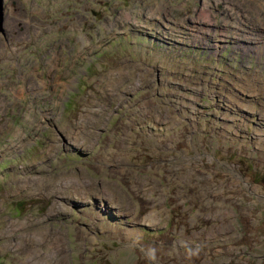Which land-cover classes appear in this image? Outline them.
Wrapping results in <instances>:
<instances>
[{"label":"rangeland","instance_id":"rangeland-1","mask_svg":"<svg viewBox=\"0 0 264 264\" xmlns=\"http://www.w3.org/2000/svg\"><path fill=\"white\" fill-rule=\"evenodd\" d=\"M12 2L0 264H264V0Z\"/></svg>","mask_w":264,"mask_h":264},{"label":"bare ground","instance_id":"bare-ground-1","mask_svg":"<svg viewBox=\"0 0 264 264\" xmlns=\"http://www.w3.org/2000/svg\"><path fill=\"white\" fill-rule=\"evenodd\" d=\"M260 2V1H259ZM6 3H7V0H6ZM13 3L14 2H12V3H9V4H7V5H9V6H11L12 7V5H13ZM3 4H4V12H5V0H3ZM17 5H18V2H17ZM19 6V5H18ZM2 29H3V26H2ZM0 35L2 36V31H1V29H0ZM186 35V34H185ZM189 35V34H188ZM191 35V34H190ZM208 35H209V37H212V36H210V34L208 33ZM0 36V43L1 44H5L3 47H6V48H9V47H11V42H16V41H14V40H10V41H6L4 38H2ZM20 37H21V34H20ZM19 37V38H20ZM186 37V36H185ZM239 39V38H238ZM4 41V42H3ZM193 41H194V39H193ZM0 59H1V55H0ZM2 60V59H1ZM205 61V60H204ZM212 64V63H211ZM216 67V66H215ZM215 67H213V68H215ZM240 71V70H239ZM256 71V70H255ZM232 74V73H231ZM248 74V73H247ZM231 76V75H230ZM253 76V75H252ZM227 77V76H226ZM225 77V78H226ZM250 77H251V75H250ZM241 78V77H240ZM247 78H248V76H247ZM242 79V78H241ZM250 79V78H249ZM239 80V79H238ZM251 80V79H250ZM249 80V81H250ZM245 81V80H244ZM247 82V81H246ZM241 84V83H240ZM246 85V84H245ZM248 85H250V83L248 84ZM249 87V86H248ZM239 90V89H238ZM240 91V90H239ZM241 92V91H240ZM251 92H252V90H251ZM253 93V92H252ZM242 95V94H241ZM258 95V94H257ZM256 96V95H255ZM248 97V96H247ZM188 99V98H187ZM248 99V98H247ZM258 101V100H257ZM255 102V101H254ZM247 104V103H246ZM249 105V104H248ZM250 107H252V106H250ZM260 112V111H259ZM261 115V114H260ZM251 117V116H250ZM257 117V116H256ZM263 117V116H262ZM255 119V118H254ZM260 120V119H259ZM256 126V125H255ZM73 132V131H72ZM73 134H75V133H73ZM72 134V135H73ZM77 135V137H78V135H82V134H80V133H77L76 134ZM72 137V136H71ZM79 138V137H78ZM72 139V138H71ZM81 140V139H80ZM74 141H76V140H74ZM93 141V140H92ZM78 142V141H77ZM95 142V141H94ZM86 143V142H85ZM83 144V143H82ZM84 145V144H83ZM87 145V144H86ZM33 179V178H32ZM31 179V180H32ZM17 180V179H16ZM18 181V180H17ZM27 181V180H26ZM30 181V180H29ZM33 181V180H32ZM23 183V182H22ZM25 183V182H24ZM29 183V182H28ZM34 183V182H33ZM30 184H32V183H29L28 185H30ZM33 185V184H32ZM20 186V185H19ZM17 187V186H16ZM27 188V187H26ZM30 189V188H29ZM33 189V188H32ZM34 190V189H33ZM32 191V190H31ZM27 192H28V188H27ZM33 192V191H32ZM29 193V192H28ZM71 193V192H70ZM69 193V194H70ZM34 194V193H33ZM71 194H73V192L71 193ZM77 193H75L74 194V196L76 195ZM80 195V194H79ZM39 197H40V195H39ZM70 197H71V195H70ZM81 197V196H80ZM107 198V197H106ZM115 200V199H114ZM117 202V201H116ZM115 203V202H114ZM120 203V202H119ZM117 204V203H116ZM119 206V205H118ZM113 207V206H112ZM119 209V208H118ZM105 210V209H104ZM102 211V210H101ZM123 211V210H122ZM104 212V211H103ZM101 213V212H100ZM128 215V214H127ZM123 216V215H122ZM31 220V219H30ZM23 222V221H22ZM19 223V225L17 226L15 223V225H11V226H13V227H15L14 229H12L11 227H9V229H10V233H11V235L13 234V233H15V231L16 230H18L19 228H26V229H28V232H29V234H30V239H31V241L33 242V243H39V244H35L34 246L36 247L37 245H43V246H45V247H48L51 251H54V252H59V246H60V244H61V247H60V251H62V246H64L63 245V240L64 239H62V237H61V239H56L57 241H58V243H50L49 242V238H47V239H42L43 238V234L42 233H38V232H35L34 231V227H33V225L31 224L33 221H29V219H26V221L25 222H23V223ZM31 222V223H30ZM9 225H10V223H8ZM116 224V223H115ZM8 229V228H7ZM32 230V231H31ZM78 231V230H77ZM9 232V231H8ZM78 233V232H77ZM9 234V233H8ZM57 237V236H56ZM58 238V237H57ZM53 239V238H52ZM15 241H16V239H15ZM26 245H33V244H26ZM9 245H3V247H2V245H1V247L2 248H7ZM16 251H17V249H16Z\"/></svg>","mask_w":264,"mask_h":264},{"label":"flooded vegetation","instance_id":"flooded-vegetation-1","mask_svg":"<svg viewBox=\"0 0 264 264\" xmlns=\"http://www.w3.org/2000/svg\"><path fill=\"white\" fill-rule=\"evenodd\" d=\"M21 7L17 6V3L14 2L12 7L7 5L5 0V12H4V21H3V31L2 38L6 41L18 40L20 33L18 30L22 27V23L18 21L20 16Z\"/></svg>","mask_w":264,"mask_h":264},{"label":"water","instance_id":"water-1","mask_svg":"<svg viewBox=\"0 0 264 264\" xmlns=\"http://www.w3.org/2000/svg\"><path fill=\"white\" fill-rule=\"evenodd\" d=\"M3 21H4V4H3V0H0V29L1 31H3L2 29Z\"/></svg>","mask_w":264,"mask_h":264}]
</instances>
